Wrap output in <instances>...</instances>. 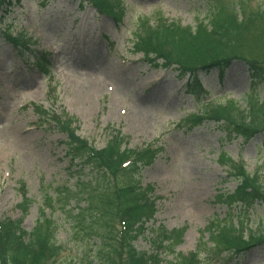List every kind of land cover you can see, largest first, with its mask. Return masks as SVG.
<instances>
[{
	"label": "rangeland",
	"instance_id": "1",
	"mask_svg": "<svg viewBox=\"0 0 264 264\" xmlns=\"http://www.w3.org/2000/svg\"><path fill=\"white\" fill-rule=\"evenodd\" d=\"M124 2L127 9L121 23L99 16L89 4L80 8L79 0H16L11 9L1 5L0 217H20L18 204L24 187L30 204L22 227L30 231L48 193L56 204L45 212L62 249L46 264H126L124 252H115L120 237L118 217L103 215L101 199L115 186L132 182L131 174L109 175L107 181L96 176L95 189H77L76 198L66 200L69 190L93 179L87 169L72 166L63 143L65 135L37 108L49 113L64 110L77 119L78 135L96 148L106 144L111 130L127 136L132 149L159 148L151 165L136 176L141 187L154 186L157 210L134 242L138 250H155L151 240L161 227L180 228V243L158 252L164 263L183 254L193 264H264V244L227 261L224 253L213 248V237L205 229L211 220L235 224L244 218L243 214L234 216L239 208L231 210L215 200L217 193L237 185V180L227 176L229 164L220 158L222 154L242 161L247 172L257 173L264 187V132L244 139L225 134L213 121L194 126L184 123L197 112L203 114L210 104L232 101L246 109L253 93L264 102V82L253 85L244 61L233 60L221 82L212 71L201 76L200 87L192 86L173 66L155 69L140 62L129 45L144 17L152 25L155 19L165 18L194 27L220 12L223 17L242 19L236 31L241 56L264 65V0ZM252 13L259 14L250 23ZM7 30L32 37L31 49L48 54L46 75L33 66V59L5 42ZM58 189L65 191L59 195ZM244 224L262 231L264 202L254 204Z\"/></svg>",
	"mask_w": 264,
	"mask_h": 264
},
{
	"label": "trees",
	"instance_id": "2",
	"mask_svg": "<svg viewBox=\"0 0 264 264\" xmlns=\"http://www.w3.org/2000/svg\"><path fill=\"white\" fill-rule=\"evenodd\" d=\"M8 1L0 0V3ZM13 1H9L10 6ZM80 1L81 5L90 3L99 14L107 15L116 22L123 18L125 7L123 0ZM258 14L252 13L248 17L250 23ZM142 20L143 22L138 23L135 28L131 50L134 54H140V61L150 67L174 66L180 77L189 74L191 79L198 83V75L204 76L212 71H216L218 78L222 79L232 60H242L247 66L252 84H257V81L264 82V65L241 56L236 31L242 19H230L223 17L220 12L219 14L214 12L211 13L207 23L200 22L194 27L169 22L165 18L155 19L154 25L149 23L150 18L144 17ZM6 36L20 52L31 53L34 64L40 70L45 68L44 55L29 48V45L35 44L31 38L22 34ZM249 96L248 102L251 100V103L245 110L236 103L228 101L205 108L201 117L195 116L191 119V124H201L203 120L213 121L229 136L250 139L255 134L264 132V102L257 101L254 93ZM49 118L66 134L64 142L66 155L72 166L81 170L87 169L91 173L90 180L93 179V181L85 180L87 185L82 188L75 186L74 190H69L66 200L76 198L77 189L80 191L95 189L93 183L96 176L107 181L109 175L121 173L127 177L126 175L131 174L132 182L115 186L114 190L105 192L101 199L104 205L103 215L109 218L110 215L116 216L122 224L119 248L115 252L118 255L124 252L127 257L126 264H162L158 252L161 253L169 244L174 246L180 243L182 229L168 231L162 227L159 231H155L151 240L155 250L151 253L138 251L134 246V241L144 233L146 223L153 219L156 211L154 200L151 198L154 192L153 186L146 185L141 188L136 177L139 176L141 168L153 162L156 149H130L126 146V136L119 131H112L105 146L97 149L76 134L77 127L74 126L76 120L73 117L62 111L60 114L52 113ZM229 166L231 171L228 175L237 180V185L229 192L216 194L215 200L231 210L239 208L234 216L238 218V214H243L244 218L240 217L236 224H232L231 221L213 224L211 220L205 228L213 237V248L224 253L227 261L242 258L246 251L264 244V231H246L247 233L244 234L245 225L242 226V221L247 222L254 204L264 202V187L258 175L248 173L242 162H231ZM82 180L80 182H83ZM64 189H58L59 195L65 191ZM21 191L22 201L18 204L21 217L0 218V264H46L51 256L60 251L54 238V225L45 212V208L56 204V199L45 193L44 205L39 209L37 222L30 231H26L21 225L30 201L25 197L26 192L23 187ZM228 216L231 217L229 211ZM105 225L108 223L105 222ZM187 260H189L188 256L179 254L175 261L166 264H193Z\"/></svg>",
	"mask_w": 264,
	"mask_h": 264
},
{
	"label": "bare ground",
	"instance_id": "3",
	"mask_svg": "<svg viewBox=\"0 0 264 264\" xmlns=\"http://www.w3.org/2000/svg\"><path fill=\"white\" fill-rule=\"evenodd\" d=\"M233 61V60H232Z\"/></svg>",
	"mask_w": 264,
	"mask_h": 264
}]
</instances>
